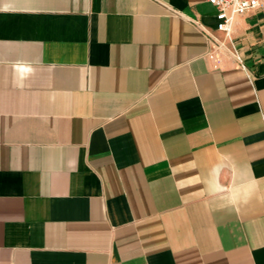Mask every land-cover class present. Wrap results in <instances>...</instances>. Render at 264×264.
Listing matches in <instances>:
<instances>
[{
  "label": "crops",
  "instance_id": "obj_1",
  "mask_svg": "<svg viewBox=\"0 0 264 264\" xmlns=\"http://www.w3.org/2000/svg\"><path fill=\"white\" fill-rule=\"evenodd\" d=\"M216 15L0 0V264H264V7L246 68Z\"/></svg>",
  "mask_w": 264,
  "mask_h": 264
},
{
  "label": "built area",
  "instance_id": "obj_2",
  "mask_svg": "<svg viewBox=\"0 0 264 264\" xmlns=\"http://www.w3.org/2000/svg\"><path fill=\"white\" fill-rule=\"evenodd\" d=\"M217 9L216 28L202 27L211 44L208 57L215 67H220L223 56H230L239 68H246L237 40L234 26L237 17L264 7V0H207Z\"/></svg>",
  "mask_w": 264,
  "mask_h": 264
}]
</instances>
